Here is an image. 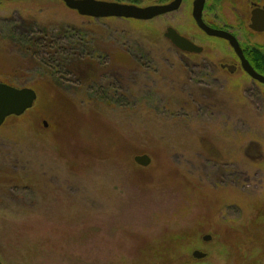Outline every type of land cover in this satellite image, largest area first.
<instances>
[{
	"label": "rangeland",
	"instance_id": "obj_1",
	"mask_svg": "<svg viewBox=\"0 0 264 264\" xmlns=\"http://www.w3.org/2000/svg\"><path fill=\"white\" fill-rule=\"evenodd\" d=\"M215 1L211 19H244L247 0ZM192 3L137 20L0 0V82L38 94L0 127L3 264H264V84L197 28ZM169 26L204 51L180 50Z\"/></svg>",
	"mask_w": 264,
	"mask_h": 264
},
{
	"label": "water",
	"instance_id": "obj_2",
	"mask_svg": "<svg viewBox=\"0 0 264 264\" xmlns=\"http://www.w3.org/2000/svg\"><path fill=\"white\" fill-rule=\"evenodd\" d=\"M71 10L80 13L83 16H91L93 18H134L137 20H151L154 17L161 16L165 13L173 12L178 9L182 0H173L169 4H152L151 6H139L136 4H127L117 1H106V0H61ZM205 0H196L194 4L193 18L196 19L199 27L204 28L206 34L216 37L223 38L229 42L239 59H241L242 68L245 69L247 74L253 79L264 83V75L257 72L256 69L250 64L249 60L244 55V50L241 48L240 42L231 32L223 29H208L203 21L202 11ZM251 28L257 32L264 31V26L250 25ZM165 36L171 40L180 50L190 53H201L204 49L196 45L192 40L185 38L176 29L168 28ZM234 72L233 65H223ZM37 92L31 87H15L9 83L0 82V127L3 126L5 121L10 116H19L27 112L29 108L33 107L37 101ZM45 126H48L47 121L44 122ZM137 164L142 166H149L152 158L147 154H138L135 156ZM210 235H206L203 240H211ZM207 253H204L196 249L193 253V257L196 259L206 258ZM0 264H3L0 260Z\"/></svg>",
	"mask_w": 264,
	"mask_h": 264
},
{
	"label": "flooded vegetation",
	"instance_id": "obj_3",
	"mask_svg": "<svg viewBox=\"0 0 264 264\" xmlns=\"http://www.w3.org/2000/svg\"><path fill=\"white\" fill-rule=\"evenodd\" d=\"M184 1L185 0H182L178 9L174 10L173 12H169V13H174L175 11L180 10ZM195 1L196 0H193V3H192V7H193L192 17H193V12L195 9V7H194ZM233 1L236 3V0H230V2L232 4H233ZM172 2H173V0H166L162 4L161 3H156V4L163 5V4H169ZM244 5H245V9L243 11L244 19L240 20V22H238V24H231L229 22L223 21V16L222 15L220 16V14H219L220 17L216 15V16H214L213 19H211V17L208 16V12H212V11H214V9H213V7H209V5L207 4V0H205V2H204V5H203L204 8H203L201 17H203V21H204L205 25L208 26V29H217V28L223 29V30L231 32L235 37H236L235 33L232 30L228 29V27L250 26V25L264 26V0H247V1H245ZM169 13H165V14H169ZM195 24H197L196 19H195ZM168 28L176 29L177 32H182L175 27L173 28V27L169 26L166 28L165 33H167ZM197 28H199V30H206L204 28L199 27L198 24H197ZM250 28H251V26H250ZM251 30H253V29L251 28ZM253 31L259 36H260V34L264 35V31H260V32H257L255 30H253ZM206 35H208V34H206ZM208 36L215 38V37L210 36V35H208ZM220 39H223V38H220ZM237 39L240 42V38L237 37ZM223 40H225V39H223ZM240 45H241V48H243L244 55L249 60L250 64H252V66L254 67V69L257 70L258 73H260L261 75L262 74L264 75V47H251V50H249L243 44H241V42H240ZM255 48H257L260 52V53L258 52V55H257V53L253 54V52H254L253 49H255ZM239 63H240L239 68H242L241 59H239ZM230 64H232V63H230ZM232 65L235 67L234 69H236V71H237L238 66L235 63H233ZM221 66H223V65L221 64Z\"/></svg>",
	"mask_w": 264,
	"mask_h": 264
},
{
	"label": "trees",
	"instance_id": "obj_4",
	"mask_svg": "<svg viewBox=\"0 0 264 264\" xmlns=\"http://www.w3.org/2000/svg\"><path fill=\"white\" fill-rule=\"evenodd\" d=\"M23 41V43H24V45L25 46H32V45H40L39 43H41L40 42V38L38 39H36V38H27L26 37V39L24 40H22ZM254 50V52H253V54H256L257 53V55H258V52H259V50L257 49V48H255V49H253ZM260 53V52H259Z\"/></svg>",
	"mask_w": 264,
	"mask_h": 264
}]
</instances>
